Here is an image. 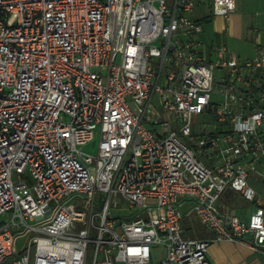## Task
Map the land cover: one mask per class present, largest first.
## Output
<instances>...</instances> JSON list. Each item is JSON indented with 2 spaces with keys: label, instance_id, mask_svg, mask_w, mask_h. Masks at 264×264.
<instances>
[{
  "label": "built area",
  "instance_id": "obj_1",
  "mask_svg": "<svg viewBox=\"0 0 264 264\" xmlns=\"http://www.w3.org/2000/svg\"><path fill=\"white\" fill-rule=\"evenodd\" d=\"M195 4L0 0V264H210L213 242L264 254L250 184L264 187V45L206 43Z\"/></svg>",
  "mask_w": 264,
  "mask_h": 264
},
{
  "label": "rangeland",
  "instance_id": "obj_2",
  "mask_svg": "<svg viewBox=\"0 0 264 264\" xmlns=\"http://www.w3.org/2000/svg\"><path fill=\"white\" fill-rule=\"evenodd\" d=\"M196 4L192 11V16L197 19L206 20L202 25V37L206 43L211 41H222L230 51H234L240 56L250 55L255 47V35L264 37V0H236L235 10L228 14L227 19L223 15H212L208 1L195 0ZM264 40V38H262ZM257 43V42H256ZM264 45V42L260 43ZM97 134L95 137L79 145V149L88 154H95L97 150ZM250 184L257 190V199L264 201V187L260 182L250 181ZM235 205L232 210L239 214L247 215L250 211L251 203L246 202L236 196ZM7 215L3 213L0 219L5 220ZM191 221H194L191 218ZM195 222H197L195 220ZM201 226V225H200ZM201 228H203L201 226ZM204 230V228H203ZM205 231V230H204ZM22 237L29 236V232H23ZM228 251V250H227ZM235 256L225 255L222 259L224 264H264V254L251 250L250 248L234 243L231 250ZM222 255L220 245L212 243L209 248V258L212 263L219 261Z\"/></svg>",
  "mask_w": 264,
  "mask_h": 264
},
{
  "label": "crops",
  "instance_id": "obj_3",
  "mask_svg": "<svg viewBox=\"0 0 264 264\" xmlns=\"http://www.w3.org/2000/svg\"><path fill=\"white\" fill-rule=\"evenodd\" d=\"M225 18V17H224ZM225 19H227V18H225ZM206 20H204V22H205ZM262 38H264V37H262L261 35H259V34H257V35H255V46H256V44L257 43H262V42H264V40H262ZM257 42V43H256ZM255 48V47H254ZM254 51V50H253ZM206 232V235L205 236H209L210 234L207 232V231H205ZM214 243V242H213ZM216 243H218L219 245H220V248H221V251H222V255H221V257H220V259H219V261L218 262H216V263H212L211 262V260H210V256H209V248H210V245L212 244H210L209 245V247H208V252H207V258H208V261H209V263L210 264H224L223 263V261H222V259L224 258V256L225 255H228V257H232V256H235V254L231 251L232 250V248H233V244L234 243H229V242H216ZM228 250V251H227Z\"/></svg>",
  "mask_w": 264,
  "mask_h": 264
},
{
  "label": "trees",
  "instance_id": "obj_4",
  "mask_svg": "<svg viewBox=\"0 0 264 264\" xmlns=\"http://www.w3.org/2000/svg\"><path fill=\"white\" fill-rule=\"evenodd\" d=\"M183 225L185 226L187 233L189 235H198L200 237H203L206 235V232L201 228L200 224L198 222L188 220L187 218H183ZM192 229L195 231L193 232Z\"/></svg>",
  "mask_w": 264,
  "mask_h": 264
},
{
  "label": "water",
  "instance_id": "obj_5",
  "mask_svg": "<svg viewBox=\"0 0 264 264\" xmlns=\"http://www.w3.org/2000/svg\"><path fill=\"white\" fill-rule=\"evenodd\" d=\"M230 192V190L228 189V190H226V192L224 193V195L223 196H225L227 193H229Z\"/></svg>",
  "mask_w": 264,
  "mask_h": 264
}]
</instances>
